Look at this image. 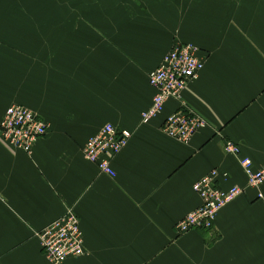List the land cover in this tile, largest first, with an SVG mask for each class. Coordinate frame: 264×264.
<instances>
[{
	"label": "crops",
	"instance_id": "crops-1",
	"mask_svg": "<svg viewBox=\"0 0 264 264\" xmlns=\"http://www.w3.org/2000/svg\"><path fill=\"white\" fill-rule=\"evenodd\" d=\"M28 19L24 47L0 45V121L20 104L47 124L30 155L0 139V264H49L38 231L73 211L85 253L64 264H264V183H247L232 141L264 166V0H68ZM69 8L68 11L64 10ZM42 25V26H39ZM198 47L199 77L147 123L148 74L172 45ZM184 107L205 126L188 143L161 131ZM111 123L128 134L115 177L84 158ZM242 193L211 230L175 233L201 200L193 184Z\"/></svg>",
	"mask_w": 264,
	"mask_h": 264
},
{
	"label": "built area",
	"instance_id": "built-area-1",
	"mask_svg": "<svg viewBox=\"0 0 264 264\" xmlns=\"http://www.w3.org/2000/svg\"><path fill=\"white\" fill-rule=\"evenodd\" d=\"M198 52L195 45L176 41L160 64L148 74V83L154 95L150 107L141 113L142 123L158 115L168 99L180 100L189 83L199 77L204 60ZM205 124L203 118L180 107L164 119L161 131L179 143H188ZM46 132V122L35 111L20 104L10 105L0 121V139L3 143L28 155ZM128 141L127 133L107 123L87 139L82 152L84 158L95 164L102 174L115 177L111 159L126 147ZM224 150L238 157L248 185L259 191L264 183V166L253 169L251 159L240 157V147L232 141L225 143ZM217 177L218 171L212 169L193 184L192 189L199 196L201 204L176 223V235L181 236L194 229L211 230L217 213L242 193L238 186L227 190L219 188ZM258 196L262 197L260 191ZM37 237L49 264H64L67 258L80 257L85 253L80 220L71 210L38 231Z\"/></svg>",
	"mask_w": 264,
	"mask_h": 264
},
{
	"label": "rangeland",
	"instance_id": "rangeland-1",
	"mask_svg": "<svg viewBox=\"0 0 264 264\" xmlns=\"http://www.w3.org/2000/svg\"><path fill=\"white\" fill-rule=\"evenodd\" d=\"M59 1L68 0H0V45L24 47V27L31 26L24 18L52 16Z\"/></svg>",
	"mask_w": 264,
	"mask_h": 264
}]
</instances>
